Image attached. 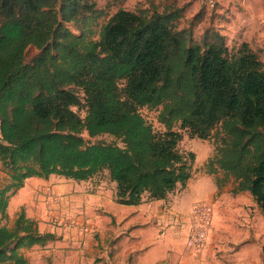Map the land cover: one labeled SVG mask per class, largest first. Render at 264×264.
Listing matches in <instances>:
<instances>
[{
	"label": "trees",
	"instance_id": "1",
	"mask_svg": "<svg viewBox=\"0 0 264 264\" xmlns=\"http://www.w3.org/2000/svg\"><path fill=\"white\" fill-rule=\"evenodd\" d=\"M164 2L119 8L96 28L95 0H0V264H29L19 249L53 239L23 208L1 223L26 178L107 171L120 204L164 199L191 177L182 130L213 142L205 166L218 190L231 180L264 218V63L215 29L194 38L183 7ZM28 46L40 52L26 62Z\"/></svg>",
	"mask_w": 264,
	"mask_h": 264
},
{
	"label": "crops",
	"instance_id": "2",
	"mask_svg": "<svg viewBox=\"0 0 264 264\" xmlns=\"http://www.w3.org/2000/svg\"><path fill=\"white\" fill-rule=\"evenodd\" d=\"M211 155L200 156V160ZM49 190L60 197L52 214L75 216L87 231L50 221L45 207ZM218 192L214 175L204 174L190 177L185 186L178 185L164 199L151 200L144 194L139 204L125 205L116 202V183L107 171L80 181L51 174L26 178L9 198L6 213L13 217L23 208L37 222L39 232L53 234L44 245L27 248L30 257L24 256L30 263L238 264L244 250L235 237L242 230L240 220L228 225L222 215L225 200L217 197ZM200 202L211 207L212 215L207 242L195 254L187 248L186 238L192 208Z\"/></svg>",
	"mask_w": 264,
	"mask_h": 264
},
{
	"label": "rangeland",
	"instance_id": "3",
	"mask_svg": "<svg viewBox=\"0 0 264 264\" xmlns=\"http://www.w3.org/2000/svg\"><path fill=\"white\" fill-rule=\"evenodd\" d=\"M164 1L168 3L171 0H95L97 7L101 8L104 12L96 28H99V26L119 8L134 10L137 7H151L160 2L165 3ZM174 2L176 5L183 7V18L180 20V24L190 27L193 31L194 38L199 39L207 28L215 29L223 36L230 50L237 48L245 42L257 53L264 63V0H174ZM68 26L74 33L78 34V31H76L72 25ZM39 52L40 50L36 47L28 46L25 50V61H31ZM120 87H122V85H120ZM76 91L82 96V93L78 89H76ZM73 109L81 115L84 114L80 107H73ZM141 113L148 121L153 123L156 129L160 128L155 120L156 111L144 108L141 109ZM181 133L182 139L178 143V149L185 154H194V159L192 161L188 159L191 177L195 178L208 174L205 166L207 159L200 160V156L203 157L205 154H213V142L211 140L190 138L186 130H182ZM83 136L91 142L98 140L111 141V137L107 135H99L90 138L86 133H83ZM1 169L0 164V183L3 184L7 176ZM219 176L221 177L220 174ZM231 189L232 182L229 180L220 188L217 197L221 200H225L223 203L225 209L222 210V215L225 216L228 225H230L232 221L238 223L237 221L240 220L238 225L241 226L242 230L236 231L235 237L236 243L238 241L241 242L240 246H243L244 250L242 255L237 258L238 264H264V218L257 204L248 192H240L236 195H232ZM16 193L17 192H15V194ZM48 193L54 192L49 190ZM54 194L58 197L59 202L60 197L56 193ZM45 207L52 223L66 228H72L60 222L53 221L47 206ZM18 211L19 210H17V212ZM53 211L54 209L52 206L51 213H53ZM16 214L13 217L7 214L6 217L1 219V223L8 227H12ZM54 215L60 217L72 216ZM27 248H24L25 250L20 248L19 252L22 255H24V253L27 255ZM190 251L195 254L200 253L194 252L191 249ZM27 257H30V255H27ZM34 260L35 258L30 261ZM28 263L39 264L38 261L34 263L28 261Z\"/></svg>",
	"mask_w": 264,
	"mask_h": 264
},
{
	"label": "built area",
	"instance_id": "4",
	"mask_svg": "<svg viewBox=\"0 0 264 264\" xmlns=\"http://www.w3.org/2000/svg\"><path fill=\"white\" fill-rule=\"evenodd\" d=\"M49 202L47 203V209L50 212V217L53 221L60 222L68 227L76 228L78 231L85 232L88 227L85 223L77 222L75 216H56L53 215L52 206L58 204V197L54 193H48ZM212 209L208 204L196 203L191 212L192 225L186 238L187 248L194 252H200L208 239L209 223L211 221Z\"/></svg>",
	"mask_w": 264,
	"mask_h": 264
}]
</instances>
